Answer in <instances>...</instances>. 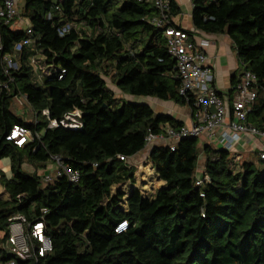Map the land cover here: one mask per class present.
<instances>
[{
  "label": "trees",
  "instance_id": "obj_1",
  "mask_svg": "<svg viewBox=\"0 0 264 264\" xmlns=\"http://www.w3.org/2000/svg\"><path fill=\"white\" fill-rule=\"evenodd\" d=\"M190 1L189 38L228 37L241 70L256 76L260 87L248 121L264 130V0ZM168 13L180 14L175 0H169ZM18 15L34 42L22 47L19 68L0 95V160L8 158L10 167L9 174L0 168V185L8 194V200L0 199V264H264L260 152L241 160L236 170L229 166L232 152L200 138H182L173 151L146 150L148 133L183 122L134 100L113 106L114 93L102 76L110 70L121 95L192 105L178 93L163 28L149 21L157 15L153 2L24 0ZM13 22L0 23V83L6 80L2 57L27 36L25 29H12ZM67 24L72 28L60 35ZM37 54L34 69L30 61ZM238 79L233 75L231 85ZM15 97L25 100L33 121L14 113ZM74 108L82 113L80 129L48 127ZM18 125L33 134L21 147L7 139ZM141 151L163 182L150 196L133 184L136 166L129 159ZM52 155L78 173L77 182L65 175L43 181L22 169L24 163L45 167ZM200 159L199 176L207 181L197 184ZM126 182L127 193L119 189ZM14 215L24 218L26 234L41 222L51 250L36 259L10 254L5 244ZM122 222L126 228L117 232ZM28 242L36 251L38 242Z\"/></svg>",
  "mask_w": 264,
  "mask_h": 264
},
{
  "label": "built area",
  "instance_id": "obj_2",
  "mask_svg": "<svg viewBox=\"0 0 264 264\" xmlns=\"http://www.w3.org/2000/svg\"><path fill=\"white\" fill-rule=\"evenodd\" d=\"M152 1L157 15L149 21L155 27L163 28V36L167 44V52L175 61L176 77L179 79V95L185 97L186 101H191L192 105L188 108L189 124H184L178 128H171L168 125L161 126L157 133H148L144 139V148L148 150L153 146H165L174 150L177 142L182 138H200L208 144H214L232 152L230 163L231 168H236L239 162L236 148L238 146L248 147L252 143L263 144L259 157L264 161V130L256 128L248 121V117L254 111L257 99V90L259 89L256 76L247 70H242L239 79L230 84L232 93L217 94L214 84L215 63L210 62L207 56L206 48L213 42L209 35L189 38L185 28L179 25H173V18L168 13L169 0H137ZM18 16L15 0H2L0 2V23L8 24L13 22ZM174 23V22H173ZM71 25H64L59 31L60 35L68 32ZM26 38L15 44L12 54H6L2 57V71L6 80L0 83V95L3 90L8 89L9 83L13 81L12 71L19 68V55L23 46H31L34 42L30 38L31 30L26 21ZM89 34V33H88ZM31 65L36 69V62L31 58ZM47 115V110L42 111ZM82 113L74 108L67 113L61 120H51L48 127L58 125L69 129H80ZM37 136V135H35ZM38 137V136H37ZM33 134L31 130L24 126H14L7 139L13 141L18 147L31 141ZM253 145V146H254ZM123 159L122 156H118ZM50 162L54 165L52 174L42 175L43 181H49L52 178L65 175L70 182H77L79 176L75 170H72L62 157L52 155ZM207 181V177L197 175V184ZM8 227L7 248L10 254L19 255L23 259H36L37 256H43L51 250V242L43 233V224L37 222L31 226L29 234L23 229L24 218L20 215H14L10 219ZM126 228V223H120L116 231L120 232ZM38 242L37 250L34 251L28 239ZM36 253V254H35ZM7 264H16L14 260Z\"/></svg>",
  "mask_w": 264,
  "mask_h": 264
},
{
  "label": "rangeland",
  "instance_id": "obj_3",
  "mask_svg": "<svg viewBox=\"0 0 264 264\" xmlns=\"http://www.w3.org/2000/svg\"><path fill=\"white\" fill-rule=\"evenodd\" d=\"M16 2V11L18 13H20L23 5H24V0H15ZM123 0H112V3H115L116 5H119L120 3H122ZM22 17H20L19 15L15 18L13 24H11V28L14 30H24L25 29V25L23 24L22 21ZM39 58V55L37 54L36 56L33 57V60L35 62L36 59ZM234 59H235V63H236V69H237V73L239 74L242 70H241V66L239 64L238 58L236 56V53L234 54ZM113 71H107V73L102 74L103 79L105 80L107 86L110 88L111 91H113L114 93V102H113V106L115 108H118L124 101H130L133 100V97L129 99V96H125V95H121V93L115 88V86L113 85L112 81H111V75H112ZM37 74V73H34ZM136 99L133 102H141V103H145L148 104L152 109H154L155 112H160V113H166L169 114L173 117H177L178 113L179 115H181V110L182 107L173 104L172 102H164L165 104H160V106H156V103L154 102L156 99L155 98H149V97H135ZM157 101V100H156ZM187 111V107L185 108ZM184 109V110H185ZM12 110L14 111V113L16 115L21 116L26 122H31L34 120V116H33V112L31 110V108L26 104L25 100L21 97H15L13 99V106H12ZM237 150V148H236ZM145 151H141L138 153L137 155V159H135L133 161V157L129 159L130 162L133 161V165L136 166V171H135V176H134V187L137 188L141 194L143 196H150L152 194H154V192L156 190H158L162 185L163 182H161L157 175L155 174V172L151 169V165L147 162V160L145 161ZM252 155L250 154V157ZM243 159V158H242ZM244 159H248L247 157ZM202 162L203 160L200 159L199 163H198V174L201 172L202 169ZM241 162V160H240ZM239 162V163H240ZM237 163L236 165V170L239 169L240 164ZM8 165H9V159L8 158H2L0 160V168L2 170H4L7 174H9V170H8ZM22 169L25 172L28 173H32V172H36L39 176L42 177L43 174L48 173V174H52L53 170H54V165L53 163L49 162L45 167H34L32 165L26 164L24 163L22 165ZM43 182V181H42ZM129 184V182H126L125 184L121 185L119 187L120 190L128 192L127 189H129V186H127ZM115 189V188H114ZM1 188H0V192H1ZM115 191V190H113ZM3 192L0 193V199L3 198ZM1 237V235H0ZM7 245V242L6 244ZM1 256V254H0Z\"/></svg>",
  "mask_w": 264,
  "mask_h": 264
},
{
  "label": "crops",
  "instance_id": "obj_4",
  "mask_svg": "<svg viewBox=\"0 0 264 264\" xmlns=\"http://www.w3.org/2000/svg\"><path fill=\"white\" fill-rule=\"evenodd\" d=\"M175 2L180 8V14H178L176 17L173 18V22L185 29H192L191 17H190L191 16V1L190 0H175ZM22 21H23V24L26 26V20L22 19ZM209 38H212L214 42L206 48L207 56L209 57V59H211L210 62L215 63L214 84L218 91L225 93L230 87L232 76L235 75V77L238 78L241 72L239 74L237 73V69H236L237 66H236L235 59H234L235 52L233 50L231 41L228 39V37L224 35H218V36L209 35ZM130 98L132 97H129V99ZM135 99L136 98L134 97L133 100ZM156 100L154 101L156 103V106L158 105L160 106V104H165L163 101H160V100L156 101ZM185 108L186 107H182L181 115H179L178 113V116L174 118L182 121L184 124H189L190 122L189 111L188 109L186 111ZM253 145L254 143H252L248 147H244V146L237 147L238 149L237 157H239V162L240 160H244V158L246 157L248 158L250 154L254 153L255 151H258V152L261 151L263 147V144H260L257 142L255 143L254 146ZM137 155L138 153L135 156H133L134 158L133 161L137 159ZM145 161H146V158H145ZM9 168L10 167L8 165V170ZM151 169L153 170L152 166H151ZM0 188L2 190L0 193L3 192L4 194L2 200H8V194L3 191L1 185H0Z\"/></svg>",
  "mask_w": 264,
  "mask_h": 264
}]
</instances>
